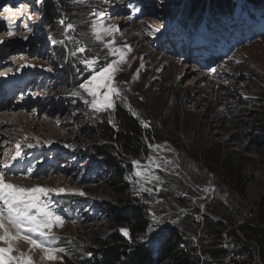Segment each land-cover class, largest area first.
<instances>
[{
	"label": "rangeland",
	"instance_id": "obj_1",
	"mask_svg": "<svg viewBox=\"0 0 264 264\" xmlns=\"http://www.w3.org/2000/svg\"><path fill=\"white\" fill-rule=\"evenodd\" d=\"M20 2L23 7L29 6L27 12L21 11L22 14L26 12V29L10 36L9 28H6L9 19H3L4 31L0 39L4 38L0 41L8 44L13 52L12 56L7 57L3 67L6 66L10 80L17 72L33 68L51 90L47 92L39 87L32 91L35 97H39L37 102L43 104L36 110H28L32 123H27L28 119L25 120V117L21 120L22 117L17 118L18 120L11 117L6 119L7 122L5 120L10 127L3 128L1 121L6 107L4 110L0 108V131L3 133L0 138L3 151L0 152V163L3 159L12 160L17 143L21 144L22 152L24 149L29 152L35 150L34 155L43 160L54 156L56 152L66 155L65 169L62 171L56 169L52 176L43 174L28 177L33 186L41 179L42 182L38 185L65 189L64 193L58 195L65 205L73 202L71 196H79L80 204L76 206L75 212L83 216L78 222H73L75 216L68 220L64 207L53 203L57 213L66 219L65 226L56 230V235L65 242L60 241L58 246L68 250L63 264H78L71 253L82 255L84 240L105 232L109 223L106 219L107 211L102 204L105 203L104 198L108 193L103 188L104 183L109 179L110 173L100 163L93 162L96 160L86 159L87 154L84 151L90 148V129L93 117L98 113H93L85 104V99L91 98L79 89V84L89 78L91 73V69L82 60L99 55V63L104 64L109 51L102 42L94 39L91 27L93 22L102 21L105 25L118 26L120 30L115 35V46H131L132 51L127 57L129 63L122 65L123 71L116 77L122 82L121 86L128 98L127 103L137 111L141 120L166 126L167 140L162 144H155L162 147L157 152L151 149L149 156H162L173 161V164L168 166L167 171L149 168V171L163 180L162 184L155 181L142 182L143 187L152 189L151 193L145 194L141 184L136 183L135 186L140 193L151 199L149 202L153 210L149 213L153 215L154 221L151 231L156 232L159 228L166 230L182 219L189 218L191 213H199L205 206L203 201L208 199H222L228 205L235 201L217 182L212 171L202 168L190 154L177 145L178 141L190 143L210 140L220 143L226 151L238 153L237 161L242 156L251 158L250 161L260 160L255 151L254 135L241 122H249L248 110L257 98L255 87H264V32L253 33L248 40L240 41L238 46L232 45V52L222 54V57L213 62L212 67L201 70L196 57L201 53L196 51L195 56L190 57V52L185 50L195 48L191 44L192 39L186 43L180 40L181 36L177 31L174 32L176 25H182L185 34H188L190 28L196 25L190 16L191 8L184 0H88L86 4L75 3L82 12L75 13V18H71L70 23L75 25L72 32L78 36V42L66 36L57 40L55 45L53 40L62 24L56 21L54 29L49 31L43 22L39 33L36 26L39 21H43L40 12L43 11V5L38 0ZM5 7L9 10L8 5L1 7L0 4V9ZM17 7L21 8L20 5L14 8ZM234 16L238 19V12H234ZM126 36H132L133 39L128 41ZM165 37L170 38L177 48L171 47V42H166ZM104 39L108 41L112 37L105 36ZM80 42L89 51L73 55ZM28 45L32 48L29 51L25 47ZM21 55L25 58H18ZM107 59L114 57L107 56ZM13 70L14 74H9ZM77 91L81 92L80 96L73 94ZM15 109H21L19 112L25 111L21 106H16ZM83 140L88 141V144H80ZM148 157L141 161L142 166L148 165ZM248 165V202L251 207H255L260 198L264 197V166L261 162L254 166L250 163ZM56 178L58 181H55ZM7 179L13 180L14 184L18 181V178L15 179L9 174ZM137 179L135 177L134 181ZM19 185L29 187L27 181ZM176 187L183 190L179 192V196L173 195ZM205 188L214 190L205 192ZM168 194H172L173 198L184 199L183 203L170 202L165 196ZM194 217L196 220L201 219L199 214ZM194 241L197 245L201 242L198 237ZM39 255L37 252L35 259L39 260Z\"/></svg>",
	"mask_w": 264,
	"mask_h": 264
},
{
	"label": "trees",
	"instance_id": "obj_2",
	"mask_svg": "<svg viewBox=\"0 0 264 264\" xmlns=\"http://www.w3.org/2000/svg\"><path fill=\"white\" fill-rule=\"evenodd\" d=\"M184 1L191 8L190 16L196 23L194 28L210 20L224 26L221 21H226L237 9L244 17L246 14L253 18L264 17L261 15L264 14V0ZM43 11L44 23L52 28L56 21H65L59 38L70 19L75 18L74 14L82 12L73 0H44ZM68 35L78 42V36L72 30H68ZM254 93L257 98L248 110L249 122L242 121L241 125L249 127L253 133L260 160L250 161L251 158L242 156L237 161L238 153L226 151L220 143L210 140L178 141L177 145L202 168L212 171L217 182L235 201L228 205L222 199H208L203 201L205 206L199 213H191L177 225L166 230L159 228L156 232L150 229L154 225L153 215L149 213L153 210L151 199L135 187L136 167L132 161H144L151 152L149 144H162L167 140L166 126L150 123L148 128L143 127L140 117H133L127 106L120 102L113 113L118 130L109 123L107 113L96 114L90 129V148L84 151L86 159L96 160L93 162L100 163L110 173L104 183L103 188L108 193L102 204L109 223L105 232L84 240L82 255L71 253L75 263L264 264V197L251 207L247 192L248 164L254 166L261 162L264 166V87H255ZM80 144H88V141L83 140ZM173 190V195L178 196L183 191L179 187ZM171 195H165L170 202L183 203L184 199ZM196 214L201 219L196 220ZM122 228L129 229L130 238L123 235ZM195 237L201 241L198 245Z\"/></svg>",
	"mask_w": 264,
	"mask_h": 264
},
{
	"label": "snow or ice",
	"instance_id": "obj_3",
	"mask_svg": "<svg viewBox=\"0 0 264 264\" xmlns=\"http://www.w3.org/2000/svg\"><path fill=\"white\" fill-rule=\"evenodd\" d=\"M38 2H42V0H38ZM73 2L86 4L88 0H73ZM59 23L63 25L65 21L61 19ZM8 27L9 35H15L13 25ZM91 27L94 39L102 42L109 51L105 56L106 62L104 64L99 63V55L92 59L85 57L82 60V63L91 69V73L89 78L79 84V89L91 98L85 99L84 102L91 108L92 112L107 113L109 123L118 130L117 123L113 119V113L117 109L118 102L126 104L131 115L139 119L137 111L131 104L127 103L128 98L121 86L122 82L116 79L118 73L123 71L122 65L129 63L127 57L132 49L127 44L122 48L115 46V34L120 30L118 26L105 25L100 21L93 22ZM66 28L74 31L75 25L67 23ZM105 36L112 37V39L105 41ZM68 38L73 39L72 37ZM88 51L89 49L85 44L80 42L72 54H83ZM107 56L114 57V59L108 60ZM73 94L80 96L81 92L77 91ZM141 99L143 98L141 97ZM140 122L143 127H149L148 121L141 120ZM148 147L153 152H157L162 146L149 144ZM15 148V155L11 157L13 161L22 155L21 144L17 143ZM132 164L136 167L135 176L138 178L134 182L141 184L143 191L151 193L152 189L143 187L142 182L151 183L155 181L162 184L163 180L160 176L149 171V168L167 171L168 166L172 165L173 161L162 156H149L148 165L142 166L139 160H133ZM176 166L178 167V164ZM10 167V164L5 163L3 169L8 170ZM5 170H0V264H45V262L47 264H63L64 255L68 254V250L58 246L60 237L56 235V230L65 226L66 219L55 210L52 195H59L66 190L41 185L30 188L20 186L7 179ZM213 190L205 188L203 191ZM83 194L80 193V195ZM157 202L159 203V201ZM120 231L124 236L130 238L129 229L122 228ZM37 252L40 253L39 260L35 259Z\"/></svg>",
	"mask_w": 264,
	"mask_h": 264
},
{
	"label": "bare ground",
	"instance_id": "obj_4",
	"mask_svg": "<svg viewBox=\"0 0 264 264\" xmlns=\"http://www.w3.org/2000/svg\"><path fill=\"white\" fill-rule=\"evenodd\" d=\"M24 3V2H23ZM0 4H1V7L3 6V5H8V9L9 10H7V8L5 7L4 9H0V36H2L3 35V27H2V24H5L4 23V21H3V19H9V18H13V20H16L17 19V15H18V13L19 12H17V11H19V9H15L14 7H16L15 5H14V1L13 0H0ZM20 7H21V5H20ZM19 8V7H18ZM27 8H29V6H26V8H24L23 10L24 11H28V9ZM21 9V8H20ZM8 11V12H7ZM25 12V13H26ZM246 17L247 16H249V15H245ZM29 24V23H28ZM159 27H161V24H159L158 25ZM27 27H28V25H27ZM244 28V27H243ZM244 29H246V27L244 28ZM250 29V28H249ZM240 31H241V29H240ZM244 33H245V31H244ZM117 34V33H116ZM115 34V35H116ZM255 34H257V33H255ZM240 36H241V34H240ZM134 37V36H133ZM248 37H251V36H248ZM4 38V37H3ZM2 38V39H3ZM126 39H128V41L129 40H132L133 38H132V36H126L125 37ZM2 39H0V40H2ZM25 58V56L24 55H21V56H18V58ZM6 67V66H5ZM5 67H3V68H1L0 69V71L1 70H4L3 72H1V74H0V80H2L3 78V81L4 80H6L7 78L6 77H4V74H7V72H6V68ZM189 70V69H188ZM9 73V72H8ZM9 74H11V72L9 73ZM43 105V104H42ZM1 109L2 110H4V106H1ZM19 110H21V109H15V106H14V108H12V107H10V105L8 106V107H6L5 108V110H4V113H3V121H1L2 122V127L3 128H9L10 127V124H8V123H6L7 122V118H11V117H15V119H17V118H19V117H22V118H20V120L21 119H23V117H25V120L26 119H28L27 120V123L28 122H30V123H32V120L30 119L29 120V116H28V114H29V111L27 112H19ZM5 120H6V122H5ZM18 120V119H17ZM15 122V121H14ZM38 122V121H37ZM37 122L33 125V127L34 128H36V124H37ZM24 123V122H23ZM25 124H26V122H25ZM28 125V124H27ZM39 126V125H38ZM32 127V126H31ZM38 129V128H37ZM52 134V133H51ZM3 136V133L0 131V138ZM8 140H10V139H8ZM1 147H0V152H3V151H1ZM6 153V152H5ZM1 154V153H0ZM3 154V153H2ZM0 158H1V155H0ZM1 164V163H0ZM58 170L59 171H62L63 170V168H58ZM57 170V171H58ZM56 171V172H57ZM55 172V173H56ZM8 175V174H7ZM40 174H38L37 176H39ZM29 176L27 175V176H19V177H17V178H15V179H17L18 181H16L15 182V184H22L24 181H27L28 182V186H29V188L30 187H32L33 185H32V180H30V178H28ZM52 181V180H51ZM55 181H58V179L56 178V180ZM10 182H12L13 183V180H11ZM37 183V185H38V183H41L42 181H41V179L39 180V181H36ZM64 182V181H63ZM56 183V182H55ZM64 183H67V181H65ZM35 184V185H36ZM57 184V183H56Z\"/></svg>",
	"mask_w": 264,
	"mask_h": 264
}]
</instances>
